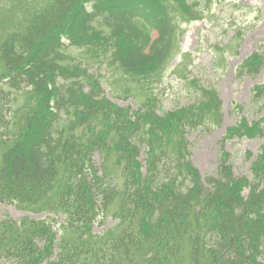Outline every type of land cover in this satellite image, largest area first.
<instances>
[{"label":"trees","instance_id":"1","mask_svg":"<svg viewBox=\"0 0 264 264\" xmlns=\"http://www.w3.org/2000/svg\"><path fill=\"white\" fill-rule=\"evenodd\" d=\"M97 1L100 3L99 9L102 14L100 23L110 29V36L95 33L101 31H97L90 25L93 29L88 31L90 37L95 33L92 42L90 41L91 48H94L95 45L100 46L105 52L113 43L118 49L122 47L128 50L130 54L129 68H133L136 73L151 71L153 67L147 63L154 59H158L160 62L167 59L172 48L171 39L175 30L173 31L170 19L159 0ZM52 20L56 23L60 22L61 14L55 15ZM154 29L160 31L159 38L147 52H143L144 42L152 36ZM32 30L34 32H31ZM63 30H65L64 27ZM67 37L73 43H83V45L87 43V38L80 29H69ZM103 39H107V41L103 42ZM57 40V38L54 40L49 36L48 27L45 24H36L29 28L26 35L16 37L12 42L8 62L13 67L10 69L24 66L22 63L24 55L27 54L28 59L32 60L27 71V81L28 84L34 86V90L29 93L30 99L26 103L28 106L24 113L26 125L17 135L14 134L13 138L10 136L4 138V135L0 134V146L4 149L0 165V192L2 197L6 198L5 201H16L18 205L23 204L24 209L34 210V212H38V209L48 208L47 211H63L67 214V219L62 226V232L66 234L70 231V234L75 237L68 238L66 241L65 238L60 240L56 259L51 261L52 244L40 249L36 242H33L35 238L31 237L32 234L37 233L47 236L42 232L44 229H34L31 232L32 222L25 221L19 226L13 223L15 230L13 234L18 238H23L24 241L23 244L15 248L18 261L13 264H41L45 260L48 261V264H106L105 260L112 255L104 247L98 248L100 243L90 238H84V235L90 228L92 218V211L88 205L94 204L95 198L98 200L101 197L105 206L113 200L114 196L109 197L105 192H97L91 184L93 181L84 174L79 154L67 141L62 143L54 133L59 125L53 123L54 114L49 106L51 100H56V108L63 112L69 111L73 105L81 102V95L77 91L73 93L72 85L59 86V90H50V83H54L59 75H65L62 72L66 71L60 67V61L56 54L60 53L59 47L63 49L65 47L56 45ZM40 45L42 47L39 52H43H34L33 47ZM44 64L46 65L43 66ZM15 80L13 79L12 83ZM16 84H20V82L17 81ZM10 98V94L1 88L0 112L6 104H11ZM10 111L9 109L8 112ZM64 130V128L61 129L62 132ZM171 176L166 174L165 177L169 179ZM148 178L152 180L149 187L153 192L159 193V188H164V182L156 179L155 175L151 174ZM189 178L192 179L193 175L183 176L180 174L176 179L178 182L181 179V182L177 183L172 191L171 195L174 199L171 202L172 209L165 211L170 214L167 216V220L171 219L174 222L167 226L168 229L161 233V237L168 242L170 249L182 238L199 237L200 230L205 228L200 224V218L212 215L208 210L217 207L219 211L225 210L229 215L228 218H224L229 225L224 227V231H228V233L220 234L222 241L216 243L215 246L211 245L210 251L214 264L218 260H220V264H251V259L248 256L252 253L254 241L264 246V234H249L244 238L241 228H244L243 226L248 223L245 221L247 214L256 216L253 212L260 204L264 206V189L258 192V185L264 183L261 177L256 175L252 181H247V184L252 187L250 200L247 204L242 200L235 202L238 199L233 194L228 197L229 189L232 188L228 180L219 182V184L214 183L213 188L208 190L203 184H200L201 187L191 188ZM61 181L75 187L76 200L67 199V193L61 190ZM132 181L137 183L135 173H132ZM51 182H56V185H51L48 188V184ZM134 188L136 187L134 186ZM139 191L141 195L146 194L141 188ZM56 196H58L57 199ZM38 198L41 199L37 200ZM143 199L145 202L146 199L149 200L156 209V203L159 200L156 196L149 195ZM128 202V197L123 195V205H127ZM71 208H74L73 211ZM129 209H136V206L132 205ZM242 211L247 213L241 216L239 214ZM145 214L150 216L154 214L147 204L145 205ZM182 226H184L183 229ZM255 230L264 233V229L256 228ZM209 231L211 232L210 229ZM45 233L49 234V231L47 230ZM29 239L32 240L27 243L26 241ZM226 241H229V248ZM240 241H242L241 245L245 256L241 255L240 247L237 244ZM164 244L166 245V243ZM94 252L93 260L89 259L88 256Z\"/></svg>","mask_w":264,"mask_h":264},{"label":"rangeland","instance_id":"2","mask_svg":"<svg viewBox=\"0 0 264 264\" xmlns=\"http://www.w3.org/2000/svg\"><path fill=\"white\" fill-rule=\"evenodd\" d=\"M232 1L226 0L228 3ZM226 2L215 6V15L210 21L196 22L190 25L182 22L184 33L180 36L179 47L176 51V53L178 51L180 53L169 62L168 71L162 81L141 83L137 89L133 88L134 84L129 81L126 85H129V89L137 98L119 102L123 106L133 105L135 110L146 102L147 98L154 97L158 101L156 103L157 112L170 111L208 101L214 105L218 104L217 106L220 104L218 119L214 113L208 112L207 106L201 104L199 107L201 114L197 115L195 121L202 117L203 126L197 130H191L187 136L191 143L193 164L204 178L214 174L218 169L217 157L226 129L232 127L241 118L253 122L259 120L263 115L261 102L254 98L253 87L264 84V69L260 75L252 78L241 73L240 63L255 51L264 55V0H250L245 3L248 6L232 4L225 6ZM15 7L16 0H0V16L7 19ZM220 48L231 50L219 51ZM185 53H190L192 56L188 72L191 74L190 79L194 78L197 81L195 84H192L191 80L182 81L180 76L182 70L176 68L182 62ZM227 54H230V57L226 58ZM217 60L219 64L216 62ZM116 78L122 79L119 74L116 75ZM124 87L125 83L122 86V91ZM22 102V98L19 99V104ZM263 147L264 136L254 140L228 141L223 149L231 155L236 154L238 159L235 172L245 174ZM247 152L252 154L250 160L243 157ZM26 216L28 215L15 206L0 205V218L9 217L21 220ZM33 218L43 219L45 215ZM114 222L109 219L105 227H95V233L112 226ZM186 248L187 244L179 259L188 258L189 255H186L185 252Z\"/></svg>","mask_w":264,"mask_h":264}]
</instances>
